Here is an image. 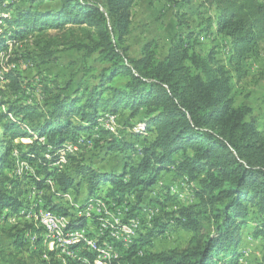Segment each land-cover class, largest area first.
<instances>
[{"label":"trees","instance_id":"obj_1","mask_svg":"<svg viewBox=\"0 0 264 264\" xmlns=\"http://www.w3.org/2000/svg\"><path fill=\"white\" fill-rule=\"evenodd\" d=\"M6 1L0 0V4ZM26 1L28 9L18 10L15 17L0 18V53L10 42H23L31 33L57 31L73 36L71 48L83 53L93 65L84 70L90 78L84 94L79 96L81 89L74 88L72 96H68L73 83L68 82L45 117L30 106L21 108L24 115L20 121L1 115V132L6 140L0 151L5 150L0 154V212L9 210L10 215L18 216L26 210L21 214L37 223L33 232L29 227L27 239L31 243L43 239L50 251L45 256L46 264L54 260L57 263L53 264H71L68 253L60 259L61 251L52 249L43 235L44 227L38 220L41 209L75 219L66 223L65 231L75 232L85 225L87 230L88 218L95 214L90 211L95 201L106 203L112 199L122 203L134 194L140 203L163 172L173 171L195 183L198 202L155 218L147 233L124 252L126 264H237L242 227L251 212L259 221L255 238L264 236V132L258 129L250 106H236L234 92L235 81L244 80L249 63L260 56L264 0L210 1L214 4L217 34L230 41L227 64L218 60L214 52L198 50L201 34L193 31L187 36L177 34L164 58L159 57L156 40L146 41L133 55L131 10L138 0H61L59 10L42 11L32 5L55 0ZM211 22L207 21L209 27ZM124 111L129 112V120L141 121L137 128L123 124L134 131V136L146 139L139 151L114 136L113 128L99 141L107 153H138L139 160L125 166L121 174L95 170L79 160L74 151L67 150V143L75 147L83 133H91L98 125L102 115L117 117ZM153 131L154 137L147 139ZM32 132L38 137L19 153L22 162L37 168L33 180L36 190L42 191L48 182L52 183L64 202L72 188L85 186V202L74 200V208L24 204L13 152L20 149L14 145L17 140L35 137ZM105 186L107 191L103 192ZM103 219L96 216L99 226ZM168 224L194 233L190 244L182 250L146 252L153 240L165 233ZM206 225L211 230L201 234ZM116 240L118 246L113 242ZM26 241L18 234L16 245L23 247ZM109 249L114 253L102 257L83 242L67 247L70 256L80 255L77 264L81 259L91 264H109L118 250L124 251V245L113 239ZM84 250L91 256L81 257Z\"/></svg>","mask_w":264,"mask_h":264},{"label":"rangeland","instance_id":"obj_2","mask_svg":"<svg viewBox=\"0 0 264 264\" xmlns=\"http://www.w3.org/2000/svg\"><path fill=\"white\" fill-rule=\"evenodd\" d=\"M210 1L138 0L131 10L130 45L132 54L139 53L141 46L146 41L156 40L159 44V57L164 58L171 46V41L177 34L187 36L193 31L196 34H201L199 39L201 45L198 50L205 54L214 52L218 60L227 64L230 41L217 34L214 4ZM32 6L41 11L59 10L61 0L35 3ZM29 7L26 0H8L4 4H0V18L15 17L18 15V10ZM209 20L212 21L210 27L207 23ZM0 26H2V22H0ZM73 39V36L68 33L61 35L57 31H47L34 32L23 42L8 44V47L0 53V117L2 114H8V120L20 121L24 115L20 110L27 106L32 107L36 114L45 117L51 110L54 98L62 93L68 82H73L68 96H72L74 88L81 89L79 96L84 94L86 84L90 79L89 76H85L84 70L86 67L92 66L93 62L86 60L83 53L71 48ZM260 49L259 58L249 63L247 77L239 83L235 81L234 92L236 106H250L254 110L253 117L258 121V129L264 132V42ZM119 79L122 80V78ZM129 116L128 111L119 113L117 117L102 115L92 132L83 133L75 147L67 143L69 145L67 150L71 153L74 151L73 153L79 160L92 166L95 170H110L121 174L125 166L134 165L139 160L138 153L135 154L131 151L107 153L99 141L106 138L105 132L108 129L113 128L116 133L114 136L132 144L139 151L146 139L134 136L131 133L134 131L123 124L137 128L141 121L139 118L129 120ZM1 131L0 123V151L4 148L2 144L6 140ZM33 134L35 136L33 139H19L14 143L15 146L20 147L19 150H14L13 157L16 159V176L22 180L21 190L24 193L22 198L24 204L29 206L39 204V208L47 205L50 207L52 204L74 208L75 202L79 204L85 202L87 200L85 186L72 188L64 202L61 192L52 183L48 182L47 187L42 191L36 190L33 180L37 177V168L27 162H22L21 153H19V151H25L26 146L38 137L37 134ZM153 137L154 131L150 132L146 138L150 140ZM4 153L5 150L0 154ZM26 165L29 166L28 169ZM5 172L9 175L14 174L8 170ZM102 191H107V187H103ZM195 193V183H189L185 177L176 176L173 171L163 172L155 185L145 194L142 202L137 203L136 195L132 194L127 196L122 203L108 199L107 204H109L108 207L106 206L108 209H104V212L96 208L94 218H88V226H91L89 230L93 228L92 231L97 232L99 221H96V216L103 213H109L113 218L114 216L124 218L126 221L139 215V223L142 227L139 234L141 237L153 226L155 218L164 216L166 212L197 203L198 199ZM98 202L104 201L98 200ZM93 206L96 207V201ZM23 211L26 210H22L21 213ZM21 213L18 216H12L9 210L0 212V264H46L45 256L50 251L43 244V239L31 243L30 240L28 241V234H26L30 226L32 232L33 229H37L36 220ZM258 222L251 212L246 220V225L242 227V239L237 249L240 257L237 264H264V236L255 238ZM85 227L77 228L75 232L82 233L86 231ZM210 230L211 228L206 225L200 232L204 234ZM18 234L26 237L28 241L23 247L16 245ZM194 236V233L186 232L174 224H168L165 233L154 239L153 245L147 247L145 251L160 253L173 249L182 250L190 244ZM113 242H116L115 246H118L117 240ZM83 253L81 257L90 255L85 250ZM117 253L121 255L120 260L109 264H126L123 259L125 253L122 251H117ZM53 262L57 263L55 260L52 261V264ZM76 262V259L71 260V264H77Z\"/></svg>","mask_w":264,"mask_h":264},{"label":"bare ground","instance_id":"obj_3","mask_svg":"<svg viewBox=\"0 0 264 264\" xmlns=\"http://www.w3.org/2000/svg\"><path fill=\"white\" fill-rule=\"evenodd\" d=\"M106 203L102 202L100 204L103 207L106 206L108 207V204ZM93 209L94 206H91L90 211L91 210L93 211ZM42 213L46 215H41L40 212L38 215V220H40L39 222L40 225L44 227L43 235L50 243L52 249H57L61 251V253L59 254L60 259L64 256L65 253H67L66 252L67 247L74 246L80 242L87 244V246L90 247V249L99 253L100 256L107 257L109 254L111 255L112 253H114L112 249H109L110 241L113 239H118L119 241H122V244L124 245V251H122L124 253L130 249L131 244H133V242L139 239V232L142 231V227L140 226L139 223V216L137 217L135 216L131 220L128 219V221H126L124 218H118L117 216H114L113 218L112 216L109 215V213L107 214L103 213L99 215L100 217H104L103 223L101 224V226H99L100 224L98 225L96 224L97 227L99 228V229L97 228V232L95 231L91 232V230H89V228H91L90 226L87 228L86 231L77 234L73 231H69V230L65 231V229H68L67 224L69 222H73L75 219L73 220L72 218H64L58 215L55 216L45 212ZM82 214H83L82 212L79 213L80 216ZM47 221H53L56 234H54V230H48L45 228V224ZM70 239H72V242H70ZM99 239H103L102 242H100ZM71 256H75L74 259L80 257L78 253L71 254ZM61 264H67V262L64 261ZM80 264H91V263L88 259H81Z\"/></svg>","mask_w":264,"mask_h":264},{"label":"built area","instance_id":"obj_4","mask_svg":"<svg viewBox=\"0 0 264 264\" xmlns=\"http://www.w3.org/2000/svg\"><path fill=\"white\" fill-rule=\"evenodd\" d=\"M26 168L28 169L29 167H26ZM71 200H73V199H71ZM96 208H99V211H102V212H104V209H108L107 207L101 206V204L99 202H96V207L93 209V211H95ZM41 215H46V214L42 213V209H41ZM28 218H30V217H28ZM45 228L48 229V230H54V234H56V230L54 229L53 221H47L46 224H45ZM70 242H72V239H70ZM67 253L69 255V260L73 261L75 256H70V250L67 251ZM120 256H121L120 254H117L116 257H111V260H109V263L118 262L120 260Z\"/></svg>","mask_w":264,"mask_h":264},{"label":"crops","instance_id":"obj_5","mask_svg":"<svg viewBox=\"0 0 264 264\" xmlns=\"http://www.w3.org/2000/svg\"><path fill=\"white\" fill-rule=\"evenodd\" d=\"M92 230H93V228L91 229V232H93Z\"/></svg>","mask_w":264,"mask_h":264}]
</instances>
